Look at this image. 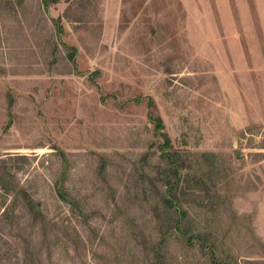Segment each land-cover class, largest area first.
Here are the masks:
<instances>
[{
    "label": "rangeland",
    "instance_id": "rangeland-1",
    "mask_svg": "<svg viewBox=\"0 0 264 264\" xmlns=\"http://www.w3.org/2000/svg\"><path fill=\"white\" fill-rule=\"evenodd\" d=\"M157 119L205 241L171 231ZM0 176V264H264V0L0 1Z\"/></svg>",
    "mask_w": 264,
    "mask_h": 264
},
{
    "label": "trees",
    "instance_id": "trees-1",
    "mask_svg": "<svg viewBox=\"0 0 264 264\" xmlns=\"http://www.w3.org/2000/svg\"><path fill=\"white\" fill-rule=\"evenodd\" d=\"M0 1L17 2L18 4L22 2V0ZM50 1L51 0H43L45 8L48 9V4ZM53 1L59 2L60 0ZM57 25V33L59 35H62L64 29L58 23ZM61 44L67 51L69 61H71L74 67L77 68V48H75L73 45L67 44L63 40H61ZM72 50H74V52H72ZM11 101L10 103H12ZM11 109L12 104H9L10 115ZM155 121V132L157 134L156 136L159 138L158 147L159 151H161L158 160L160 165L167 172V178L164 182L165 188L162 206L167 211L168 221H170L171 223V231L179 235L188 243H193L195 239L205 241V238L208 236L207 233L199 232L196 229L194 230V232L191 229L186 231L188 221L192 220L191 218H189V211L185 207L186 204L191 203L196 206H203L198 196V193L201 190L202 180L197 176L194 170H191L192 172L190 171V166H186V155L188 160L190 159L191 155L174 148L171 137L164 131L165 127L162 120L157 119ZM1 180L2 178L0 176V181ZM56 189L62 200L68 202L74 209H77L81 215H84V208L81 206L78 200L68 196V193L65 191V186L64 184H62V181H58L56 183ZM5 200L3 199L2 202H0V210H3L2 214L7 210V207H5ZM13 207L10 208L12 213H14V210H12ZM188 232L192 233V235L189 237H187ZM213 255L215 254L213 253ZM162 259L163 258L161 257V264H163Z\"/></svg>",
    "mask_w": 264,
    "mask_h": 264
}]
</instances>
